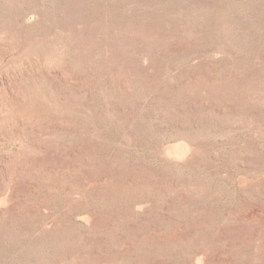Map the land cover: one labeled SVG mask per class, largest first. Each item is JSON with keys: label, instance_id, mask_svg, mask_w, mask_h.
<instances>
[{"label": "rangeland", "instance_id": "374dc122", "mask_svg": "<svg viewBox=\"0 0 264 264\" xmlns=\"http://www.w3.org/2000/svg\"><path fill=\"white\" fill-rule=\"evenodd\" d=\"M0 264H264V0H0Z\"/></svg>", "mask_w": 264, "mask_h": 264}]
</instances>
